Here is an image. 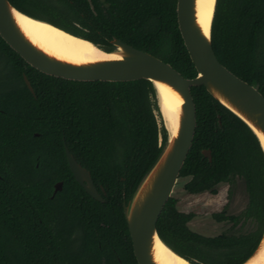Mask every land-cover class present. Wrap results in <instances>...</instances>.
<instances>
[{"label":"trees","instance_id":"obj_1","mask_svg":"<svg viewBox=\"0 0 264 264\" xmlns=\"http://www.w3.org/2000/svg\"><path fill=\"white\" fill-rule=\"evenodd\" d=\"M8 1L105 51L117 38L185 77L196 74L177 26L176 0ZM210 36L220 63L264 96V0H216ZM191 95L195 130L178 176L186 178L183 188L215 193L219 183L231 188L242 179L245 209L211 215L232 227L246 219L254 226L202 235L187 225L193 213L180 211L171 195L156 231L191 264H240L264 228V155L252 130L204 86L192 87ZM157 108L147 79L55 77L30 66L0 37V264H137L123 201L167 141ZM64 146L89 171L102 201L75 180ZM57 181L61 188L53 193Z\"/></svg>","mask_w":264,"mask_h":264},{"label":"water","instance_id":"obj_2","mask_svg":"<svg viewBox=\"0 0 264 264\" xmlns=\"http://www.w3.org/2000/svg\"><path fill=\"white\" fill-rule=\"evenodd\" d=\"M14 12L22 13L8 0H0V37L26 63L40 72L79 81L147 79L155 89L158 105L159 97L155 81L169 85L182 97L176 134L171 136L167 131L168 128H165L168 138L161 153L143 176L131 197L123 201V213L137 264H156L152 247L155 238L161 240L156 231V221L166 200L171 196L195 130V105L191 88L204 86L213 98L238 116L257 137L263 155L264 147L261 137L264 138V96L256 87L242 80L220 63L211 44L212 18L207 35L196 21L195 0H176L177 26L196 70L193 77L183 76L168 62L117 38L110 40L114 49L105 51L99 48L108 53H117L118 58H105L82 64L56 59L36 46L24 34L15 20ZM23 79L32 92V87L25 75ZM64 151L68 167L75 180L90 196L102 201L103 198L93 184L89 171L75 160L66 146ZM202 154L210 160L208 149H203ZM60 188L61 182L58 181L54 185L53 192ZM263 235L264 228L256 248L240 264L257 251Z\"/></svg>","mask_w":264,"mask_h":264},{"label":"bare ground","instance_id":"obj_3","mask_svg":"<svg viewBox=\"0 0 264 264\" xmlns=\"http://www.w3.org/2000/svg\"><path fill=\"white\" fill-rule=\"evenodd\" d=\"M215 0H195V16L202 31L208 35ZM15 20L24 34L40 49L56 59L74 64L93 62L105 58H118L117 53L101 50L92 42L74 36L48 22L37 20L27 14L14 12ZM159 106L171 136L178 129L182 97L169 85L155 81ZM261 137V136H260ZM264 147V138L261 137ZM152 255L156 264H190L173 252L161 240L155 238ZM243 264H264V235L257 251Z\"/></svg>","mask_w":264,"mask_h":264},{"label":"rangeland","instance_id":"obj_4","mask_svg":"<svg viewBox=\"0 0 264 264\" xmlns=\"http://www.w3.org/2000/svg\"><path fill=\"white\" fill-rule=\"evenodd\" d=\"M157 106L155 116L158 126H164L167 129L158 102ZM185 180L186 178L178 177L171 195L176 198V207L180 211L193 213L192 218L187 222L191 230L202 235L214 236L223 231L237 233L252 229L254 225L248 219L245 220L244 224L240 222L232 227L231 222L216 221L211 215L220 212L222 209L226 214L236 215L245 209L248 195L242 179L238 178L231 188L226 183H219L215 193L201 192L196 194H190L183 188Z\"/></svg>","mask_w":264,"mask_h":264},{"label":"flooded vegetation","instance_id":"obj_5","mask_svg":"<svg viewBox=\"0 0 264 264\" xmlns=\"http://www.w3.org/2000/svg\"><path fill=\"white\" fill-rule=\"evenodd\" d=\"M58 182V181H57ZM56 183V182H55ZM55 183L53 184V189H54V185H55ZM222 183H224V182H222ZM227 184V183H226ZM59 190V189H58ZM53 192V191H52ZM54 193V192H53Z\"/></svg>","mask_w":264,"mask_h":264}]
</instances>
